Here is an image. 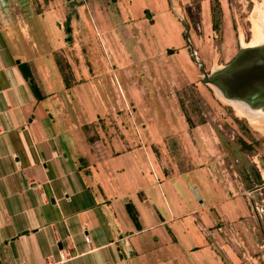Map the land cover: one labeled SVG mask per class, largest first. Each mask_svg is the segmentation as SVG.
Here are the masks:
<instances>
[{"label": "crops", "instance_id": "1", "mask_svg": "<svg viewBox=\"0 0 264 264\" xmlns=\"http://www.w3.org/2000/svg\"><path fill=\"white\" fill-rule=\"evenodd\" d=\"M129 10L0 0V264H251L263 246L264 137L225 152L190 122L185 78L150 58Z\"/></svg>", "mask_w": 264, "mask_h": 264}, {"label": "rangeland", "instance_id": "2", "mask_svg": "<svg viewBox=\"0 0 264 264\" xmlns=\"http://www.w3.org/2000/svg\"><path fill=\"white\" fill-rule=\"evenodd\" d=\"M169 7L163 11L162 0H121L136 23L138 35L148 44L152 60L172 66L186 83L178 89V102L189 121L211 125L220 143L218 147L232 148L241 138L251 141V154L258 152L259 140L264 137V117L259 114L241 115L235 106L238 102L225 97L212 83L204 81V74L223 68L239 51L241 46L260 43L264 40V0H168ZM218 3V28L212 27L211 7ZM44 34L52 42L55 31L45 23ZM43 29V28H42ZM187 36V37H186ZM190 46L195 57L178 54L182 45ZM168 50H172L170 53ZM187 64V65H185ZM183 70L182 73V67ZM167 67V66H166ZM179 77V78H180ZM252 129V131H251ZM254 129H257L254 130ZM218 149V152L222 150ZM228 155H229V151ZM228 158L225 155V159ZM121 161H117L119 163ZM229 161H225L227 165ZM259 217L263 224L264 218ZM262 220V222H261ZM261 229V237L264 232ZM263 246L244 260L251 264H264Z\"/></svg>", "mask_w": 264, "mask_h": 264}, {"label": "water", "instance_id": "3", "mask_svg": "<svg viewBox=\"0 0 264 264\" xmlns=\"http://www.w3.org/2000/svg\"><path fill=\"white\" fill-rule=\"evenodd\" d=\"M187 37V36H186ZM191 51L192 57L195 53ZM205 82L213 84L214 81L220 82L225 92L222 94L232 100H239L243 104L244 99H248L250 94L264 93V54L259 47L241 48L234 58L214 76L205 72L199 63ZM196 200L202 204L200 194L196 188L192 190Z\"/></svg>", "mask_w": 264, "mask_h": 264}, {"label": "flooded vegetation", "instance_id": "4", "mask_svg": "<svg viewBox=\"0 0 264 264\" xmlns=\"http://www.w3.org/2000/svg\"><path fill=\"white\" fill-rule=\"evenodd\" d=\"M259 47L260 50H261V53L264 54V40L261 41L260 43H256V44H249L247 46H241L239 48V50L241 48H248V47ZM190 47V46H189ZM239 52V51H238ZM237 52V53H238ZM234 58V57H233ZM232 58V59H233ZM231 59V60H232ZM230 60V61H231ZM229 61V62H230ZM228 62V63H229ZM227 63V64H228ZM226 64V65H227ZM223 68H220V69H217L215 71H213L211 73V76H214L215 74L219 73L220 70H222ZM213 84L221 91V92H225L224 88L222 87V85L220 84V82H216L214 81ZM236 102H238V104H240L248 113H250L251 115L253 114H259L260 116L264 117V93L263 92H257V93H252L250 94V96L248 97V99H244L243 100V104L239 101V100H234ZM257 131V129H254ZM252 131V129H251ZM259 138H262L261 136L260 137H257V139L255 140H258ZM248 151H250L251 149H247ZM251 152V151H250Z\"/></svg>", "mask_w": 264, "mask_h": 264}, {"label": "trees", "instance_id": "5", "mask_svg": "<svg viewBox=\"0 0 264 264\" xmlns=\"http://www.w3.org/2000/svg\"><path fill=\"white\" fill-rule=\"evenodd\" d=\"M219 13V8H218V3L216 4H213L212 7H211V16H212V27L214 29H217L218 28V21H217V14ZM170 53H172L173 51L172 50H168ZM60 63V68L62 70V74L64 76V78L66 77V75H68V72L66 70H64V67L63 64H61V61H59ZM21 69H22V72L23 74L25 75L26 78H28L30 80V86L36 96L37 99L41 98L42 97V94L40 93V90L37 86V84L35 83V81L33 80V77H32V74L29 70V68L27 67L26 64H21ZM126 209L131 217V219L133 220V222L135 223L136 226H138V217H137V212L136 210L134 209V207L128 203L126 205Z\"/></svg>", "mask_w": 264, "mask_h": 264}, {"label": "bare ground", "instance_id": "6", "mask_svg": "<svg viewBox=\"0 0 264 264\" xmlns=\"http://www.w3.org/2000/svg\"><path fill=\"white\" fill-rule=\"evenodd\" d=\"M235 106H236L239 114H241V115L245 114L244 111H246V110L240 104L237 103V104H235Z\"/></svg>", "mask_w": 264, "mask_h": 264}, {"label": "built area", "instance_id": "7", "mask_svg": "<svg viewBox=\"0 0 264 264\" xmlns=\"http://www.w3.org/2000/svg\"><path fill=\"white\" fill-rule=\"evenodd\" d=\"M88 240V239H87Z\"/></svg>", "mask_w": 264, "mask_h": 264}]
</instances>
